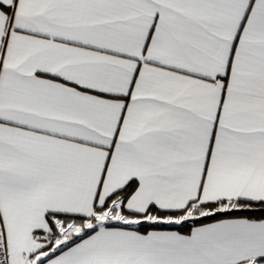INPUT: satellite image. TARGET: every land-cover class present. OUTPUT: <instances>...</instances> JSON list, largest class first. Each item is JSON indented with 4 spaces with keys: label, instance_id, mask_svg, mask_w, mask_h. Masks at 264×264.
Returning <instances> with one entry per match:
<instances>
[{
    "label": "snow or ice",
    "instance_id": "1",
    "mask_svg": "<svg viewBox=\"0 0 264 264\" xmlns=\"http://www.w3.org/2000/svg\"><path fill=\"white\" fill-rule=\"evenodd\" d=\"M0 264H264V0H0Z\"/></svg>",
    "mask_w": 264,
    "mask_h": 264
}]
</instances>
